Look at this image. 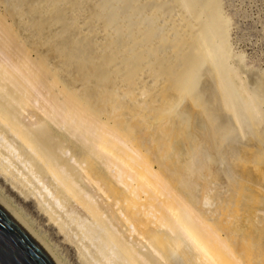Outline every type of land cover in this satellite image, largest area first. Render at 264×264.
<instances>
[{
  "label": "bare ground",
  "instance_id": "obj_1",
  "mask_svg": "<svg viewBox=\"0 0 264 264\" xmlns=\"http://www.w3.org/2000/svg\"><path fill=\"white\" fill-rule=\"evenodd\" d=\"M43 1L56 24L46 36L40 4L0 0V130L29 151L34 172L101 230L118 264H264V100L226 66L215 0H114L116 21L97 7L93 31L69 20L82 1ZM126 12H142L147 23L129 18L148 29L114 33ZM162 17L165 28L150 29ZM66 144L82 171L62 159ZM0 175L26 196L1 160ZM0 207L62 264L1 196Z\"/></svg>",
  "mask_w": 264,
  "mask_h": 264
},
{
  "label": "rangeland",
  "instance_id": "obj_2",
  "mask_svg": "<svg viewBox=\"0 0 264 264\" xmlns=\"http://www.w3.org/2000/svg\"><path fill=\"white\" fill-rule=\"evenodd\" d=\"M36 1L37 0H34V4L36 3L35 5L40 4V6L38 5L39 9H37V11L38 12L41 11L40 13L41 17H43L42 18L43 20L45 19L44 22L45 25H47L44 27V32H43L44 36H46L48 35V33H52L56 30L55 27L56 24L50 21L53 19V16L52 18H49V15H52V13L54 12L53 11L54 7L49 6L47 4V1H43V0H39L37 2ZM76 1H77L76 3L82 1V3L80 2V4L82 6L83 11L81 9V6L79 4H76L78 8L80 7L81 11L80 9H78V11L74 12L76 14H72L70 16L68 15L70 19L68 17L67 18L73 22L78 23L80 27L84 26L83 27L84 31L87 30L93 31L94 27L92 28L90 27V25L95 24L92 23V21L93 22L97 21L96 14L95 17L94 14H92L93 11L94 13L96 12L97 7L102 8L101 10L103 12L102 14H105L106 11L109 9L107 13L108 17H106L107 19L102 16L104 20L106 19L105 22L107 21L106 23L108 25L112 26V22L108 23L110 17L111 18L113 17V20L116 21L115 20L116 15L114 14L113 11L115 10L114 9L115 6L112 5L113 4L112 2H114V0L112 1L97 0V6L95 8H92L91 5L95 6L93 5V3L95 4L96 0L94 2L93 0L91 1L87 0L88 1L87 3L86 2L84 3V1L86 0H79V2L78 0ZM140 1L144 2V0L138 1V5H140V7L142 6L140 9H143L144 6L139 4ZM148 1L149 0H147V2ZM159 1L160 0H158V2ZM89 2H93V3H89ZM143 2L141 3L143 4ZM88 3L91 5H89ZM83 4L85 5L84 7ZM103 4L105 5V8ZM156 4L153 6L154 8H157ZM214 5L217 8L219 18L221 19V22L225 27L226 37L224 41V48H225L224 50L227 59L229 58L228 61L226 60L227 63L226 66L227 67L229 66L228 68L235 70L239 73L240 77H242L241 78L242 81L245 82L246 87H248L247 88L248 92L252 96L260 98V100L258 98L257 101H263L264 88L261 87L260 83H261V78H263L264 76V0H215ZM106 6L108 8L104 12ZM50 7H52L51 10ZM109 7L112 8L110 9ZM140 9L139 11H141ZM3 10L4 9L2 3L0 2V12H2ZM142 12L139 13L137 12L138 13L137 16H139V18L141 16L144 17V15L141 14ZM126 14L128 13L126 12L125 15L122 14L124 17L122 20L124 21H123V25L122 24L120 25L121 27L120 26L114 27L115 29L111 27L114 30V33L116 32L117 34V31L115 30L118 29V33L120 36L125 33H128L125 34L126 36H128L136 33V31L137 32L142 30L146 31L148 29L147 27L150 25V24L146 25V23L148 22V21L146 22V20L148 19L144 17L143 19L145 20L146 23L145 22L143 23L142 22L143 19L139 20L137 17L136 19L138 21L136 20V22L138 23L140 22L143 25L134 27L136 22L135 23L132 22L135 21V19L133 18L136 17L134 16L136 14H131V16L133 17L132 21L129 18L130 14L128 15ZM33 16L34 15L30 16L29 19L30 20L32 19L31 20L32 22H38L37 20L39 19L36 16L32 18ZM90 16H92V18ZM175 17H177V15H175ZM46 18L48 20L50 19L49 20L50 23L46 20ZM94 18H96V20ZM160 19L158 21L159 23L156 22V25L154 26L155 24L154 22V24L150 26V29L160 32L161 26L162 28L163 27L165 28V26H163L164 20L166 23L168 19L166 17H162ZM114 21L113 23H115ZM51 23L53 24L52 26ZM82 23H84L83 26ZM130 24L132 25L134 24V25L131 26ZM131 29L135 30V32ZM123 30L124 33L122 34ZM130 30L133 33L130 32ZM98 36H101V34H99ZM113 37L116 38L119 36L113 35ZM47 50L48 51L52 50V47H49ZM87 71L88 70H86V72ZM91 73L92 72H90L88 75H91ZM72 84L74 86H77L75 85L74 82H72ZM158 84L160 85V82H158ZM160 87H162V85H160ZM152 90L155 91L156 89L154 90L147 87L145 88V90H143V93H147V92L149 93L152 92ZM15 95L16 94L14 93L13 96L14 98H16ZM239 97L240 96L237 97L238 98L237 103L241 105V103L243 104L244 102H242L241 100L243 99H240ZM21 113L24 114L23 119L27 125L28 124L30 125L34 121V119L31 120V117H29L30 114L28 115L25 109H22ZM66 147L69 148L68 150H66L67 154L62 153V159L65 162H67L69 165L74 166L76 170L82 171L79 167V165L82 163V160L80 161L79 160L80 158L78 159V155L76 154L75 148L73 149V146L70 144H66ZM0 158L2 165L7 167L8 170L10 169L11 172H13L16 176H18V178L22 180L24 187L23 191L25 192V194L27 193L26 196L20 194L19 191L15 189L6 178L0 175V196L10 205V207L12 206L11 208L15 209V211L21 216L23 221L31 228L32 231H34L35 235H39V237H41L40 239H42L44 243L48 244L50 250H52L54 255H56L57 259H59L62 264H85L86 258H87L86 261L87 262L89 261L91 264H118L115 262L114 253L112 252V250L103 244L101 237L102 233L100 232L101 230H98L99 228L96 227L95 225L93 226L91 220L86 218L83 211L80 208L76 207L74 203L67 201L63 197H59L57 194L56 184L52 180V178L39 176L32 169V166L29 162V158H30L29 151L26 148L22 147L20 141L12 133L9 134V132L7 131L2 132L1 130H0ZM78 184L81 186L84 185L81 179H78ZM51 194L53 195V197H51ZM38 202L42 203L43 209L52 212L55 216H58L59 220L62 221V223H64L66 236H64V233L63 234L59 233L55 224L52 225L48 222L47 216L46 214H44V212L41 211ZM84 249L86 251H84ZM80 252L82 253V256H80ZM83 257L85 259H83Z\"/></svg>",
  "mask_w": 264,
  "mask_h": 264
},
{
  "label": "water",
  "instance_id": "obj_3",
  "mask_svg": "<svg viewBox=\"0 0 264 264\" xmlns=\"http://www.w3.org/2000/svg\"><path fill=\"white\" fill-rule=\"evenodd\" d=\"M0 264H54L40 245L1 207Z\"/></svg>",
  "mask_w": 264,
  "mask_h": 264
}]
</instances>
